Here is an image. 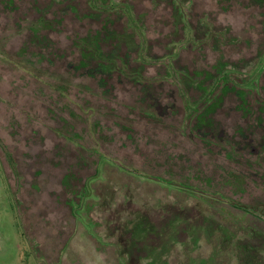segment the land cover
<instances>
[{
    "label": "rangeland",
    "instance_id": "1",
    "mask_svg": "<svg viewBox=\"0 0 264 264\" xmlns=\"http://www.w3.org/2000/svg\"><path fill=\"white\" fill-rule=\"evenodd\" d=\"M127 1L145 26L146 55L160 57L145 75H164L152 89L162 118L128 77L108 78L105 92L101 75L70 67L79 61L76 38L101 29L105 18L85 17L90 0H0V264H151L159 253L180 250L195 264H264V168L249 151L229 157L185 130L186 102L170 65L211 71L222 58L264 86V5L184 0L185 31L166 0ZM111 17L118 32H133L125 17ZM203 25L226 38L206 41ZM43 36L51 46L41 45ZM133 39L139 42L137 34ZM123 52L138 65V50ZM200 93L190 90L195 99ZM260 95L248 96L254 109ZM238 102L228 94L215 117L240 141L236 129L256 120ZM255 133L259 138L262 129ZM112 159L208 196L139 177ZM230 172L244 174L245 186ZM83 191L89 196L80 206Z\"/></svg>",
    "mask_w": 264,
    "mask_h": 264
},
{
    "label": "trees",
    "instance_id": "2",
    "mask_svg": "<svg viewBox=\"0 0 264 264\" xmlns=\"http://www.w3.org/2000/svg\"><path fill=\"white\" fill-rule=\"evenodd\" d=\"M160 1L161 0H155L157 4ZM166 1L174 6L175 24L177 26L179 24H185V31H189V29L191 30V25H188L187 20L190 16L188 13L183 11L184 4L182 3L184 0H181L182 2H178V0ZM251 1L255 4L264 5V0ZM90 6L93 9V12L91 11L90 13H87L85 17L88 16V18L91 17L93 19L94 17L97 18L104 15L105 18H102L103 22L101 29L89 33L84 37L76 38L75 46L80 53L79 61L76 65L70 64V67L75 71L83 69L90 77L101 75L100 85L105 88V92H109V89L106 87L108 85V78L113 75L128 77L135 84L142 86V102H146L149 98L153 99L152 89L154 88L156 80H160L161 77H164V75L152 78L145 75L146 66H148L151 61L160 57L148 56V54L146 55L145 52L150 49V46H148V41L144 33L145 26L142 23V19L135 16L133 5L127 0H90ZM69 7L71 9L73 8L72 5L67 6L66 8ZM113 14L125 17L127 20V26L129 29L133 30V32H128L130 31L128 29H125L124 32H118L115 28H113L112 26L116 21L111 17ZM202 27L204 28V34L207 37L206 41H211L212 39L222 40L226 38V33L222 30H216L214 27L210 28L208 25H203ZM135 34L139 37V42H136L133 39ZM193 37L194 35H192V38ZM195 39L199 40V45L205 41L197 37H195ZM40 40L42 41L41 45L43 47H49L52 45V41H49L47 37L43 36ZM109 45L112 49L107 51L106 48ZM123 47L127 48L129 52L134 50L139 51L138 59L135 60L138 63L137 66L131 65L130 54L127 52L124 53ZM260 56L262 55L260 54ZM170 65H173L174 71L178 72V75L175 77L179 80V83L175 85H177L186 102V116L183 124V126H185V130L189 129L191 135L205 142L207 145L221 146L222 149L227 151L229 157L237 158L238 156H242L243 153L249 151L257 156L258 163H260L258 165L264 168V97L261 95L258 97L257 109H254L253 105L248 100V96L250 94L256 93L259 95L262 90L264 91V86L259 84L254 77H241L239 75L241 72L240 66L235 63L230 64L222 58L212 66L211 71L202 70L191 73V71L186 68L177 69V67L174 66V63H171ZM259 76L260 78L264 77V70ZM198 78L202 79L198 80ZM192 88L201 92L197 99L190 95V90ZM230 93H234L239 101L237 108L246 115H253L256 120L255 125H251L250 129L245 130L242 127H238L236 129L235 133L241 136L240 141L236 140L235 134L229 135L224 129L223 124L216 120L215 117V113L222 107L224 98ZM148 106L151 109L153 108V111L159 116V118H162L165 114L163 108L158 106L157 99L154 100L153 105L148 104ZM257 128H261L262 133L259 138L255 139L254 136L257 135L255 133ZM112 160V164L122 170H131L132 173L137 174L139 177L155 179L158 182H163L171 186L183 188L184 190L199 193L200 196H208L205 191L197 189L196 187L185 185L188 183L186 181L179 182L174 179L158 178L138 169H130L122 165L120 162L114 159ZM229 175L238 187L245 186L247 183V178L244 174L230 172ZM70 177L72 179V176L70 175H67L65 178L67 186H70ZM262 178H264V173L262 174ZM86 187L87 183H85L82 187V190ZM80 194L83 196L77 197L80 199L77 204H80L81 206L83 204L82 201L86 199L89 194L85 195L84 191L80 192ZM221 200H225L233 206L242 208L247 212L255 211L256 213H259L260 210L262 211V207H248L235 201L229 202L227 198ZM260 215H262V217L264 216V214ZM164 250L166 251V249ZM125 263L129 264L127 261H125ZM151 264L195 263H191L190 259L183 253L182 250H180L173 257H166V255L162 256L159 253L158 257H155V259L151 261Z\"/></svg>",
    "mask_w": 264,
    "mask_h": 264
}]
</instances>
